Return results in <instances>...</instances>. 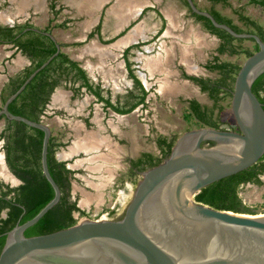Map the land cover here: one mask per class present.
Listing matches in <instances>:
<instances>
[{
	"label": "water",
	"instance_id": "obj_1",
	"mask_svg": "<svg viewBox=\"0 0 264 264\" xmlns=\"http://www.w3.org/2000/svg\"><path fill=\"white\" fill-rule=\"evenodd\" d=\"M185 1L214 26L236 37H250L257 44L242 58L233 77L229 109L237 130L209 125L184 129L162 160L139 171L119 216L83 215L67 226L26 235L24 228L60 194L46 163L49 125L7 108L35 72L60 50L50 30L27 26L49 36L55 49L5 97L0 114L42 130L41 171L53 194L33 215L6 231L0 264H264V212L216 208L193 198L201 186L247 167L264 150V109L250 88L264 70V40L255 32L236 31L216 20L193 0ZM209 138L215 142H206Z\"/></svg>",
	"mask_w": 264,
	"mask_h": 264
},
{
	"label": "trees",
	"instance_id": "obj_2",
	"mask_svg": "<svg viewBox=\"0 0 264 264\" xmlns=\"http://www.w3.org/2000/svg\"><path fill=\"white\" fill-rule=\"evenodd\" d=\"M187 5L185 0H182ZM209 3L202 7L209 11L216 20L225 22L236 31H251L258 34L264 40V28L255 18L244 13L240 8L233 9L236 18L243 24L244 28L233 21V17L223 14L215 7L217 2L228 4V0H208ZM261 6L264 10V0H248ZM187 9L200 21L202 27L217 37V44L212 54L206 60L204 66L212 71L214 75L202 76L183 72V76L190 78L204 91L210 99L211 104L200 103L196 98L184 99L187 113L196 122L213 124L214 120L206 118L207 112L219 111L224 104L221 102L230 97L234 74L239 63L220 59L218 54L227 52L229 54L242 52L245 55L257 48L256 42L252 40L251 48L233 43V40H240L243 37H236L223 28L214 26L210 20L199 13ZM26 26L34 25L26 20L3 23L0 21V43L10 42L15 49L24 54L28 63L19 67L7 75L0 87V104L5 97L11 93L26 77V75L38 64H40L55 49L53 40L33 28ZM49 30L47 27L44 28ZM61 44V43H60ZM139 42L132 43L123 48L122 57L127 75L132 85L128 89L126 99L123 103L111 102L107 95L102 93L103 87L98 82H93L78 60L70 57L66 51L59 50L49 61L40 68L26 82L24 87L12 98L7 108L21 115L34 120H43L50 93L54 87L63 83L78 95L85 91L94 95V100L101 102L103 108L110 107L117 112L130 111L137 104L145 103L147 89L144 88L132 66L133 61L129 58L131 48L139 46ZM251 90L256 95L264 109V70L260 72L251 82ZM107 90V89H106ZM3 124L0 128L1 151L5 166L18 179L15 184H9L0 180V247L4 241L6 231L16 222L33 215L53 194L49 182L41 171L40 146L42 130L38 127L28 125L23 121L8 118L0 114ZM87 125L88 115L83 117ZM178 133L170 135L158 134L154 141L157 152L142 150L137 156L129 158V170L137 173L140 170L151 166L162 160L169 152L170 147ZM65 141L59 140L50 130L47 140L46 163L47 168L57 183L60 194L57 201L49 207L37 220L24 228V234H34L51 231L67 226L77 220L81 215L89 216L88 210L77 204L75 195L71 191V179L75 178V169L68 166V159H61L56 156L57 149L64 145ZM263 154L261 157H263ZM256 162V161H255ZM252 163L253 165L255 164ZM249 165L234 173L219 177L199 188L193 195L197 201L207 203L216 208L231 209L233 211L255 213L256 208L246 204L240 194L239 187L246 181L259 183L258 177ZM260 170H264L263 167ZM137 177H131L133 186ZM107 216L113 217L114 208H108ZM97 216V215H96ZM95 216V217H96Z\"/></svg>",
	"mask_w": 264,
	"mask_h": 264
},
{
	"label": "rangeland",
	"instance_id": "obj_3",
	"mask_svg": "<svg viewBox=\"0 0 264 264\" xmlns=\"http://www.w3.org/2000/svg\"><path fill=\"white\" fill-rule=\"evenodd\" d=\"M195 1L199 6L208 4L206 0ZM54 2L56 10L49 9L48 0H0V21L12 23L13 21L26 20L39 27L49 26L51 32L53 30L59 37L65 38L64 31L72 29V27H67L70 23L65 26L54 23L55 21H66L68 12L62 7L60 0H54ZM215 7L221 13L233 17V21L244 28L233 11L235 8H240L244 13L255 18L264 28V10L256 3L248 0H228V4L217 2ZM48 17H51L50 21L47 19ZM193 20L190 18V30L184 36L187 43L190 42V56L188 57L190 72L214 75L212 71L201 66V63L213 53L217 38L201 28L196 20ZM184 27L186 28L185 24ZM185 31L182 32L186 33ZM70 34L74 36L76 32L72 31ZM154 36L149 38L153 39V42L144 45L142 53L138 50L129 55L133 61L134 71L142 79L143 85L147 89L143 105L139 104L129 112L120 114L109 107L103 108L91 94L82 92L75 98H68L64 93L59 96V101L58 99L55 102L49 100L42 116L43 121L49 125L56 138L66 143L60 147L59 151H66V146L76 138H86L84 136L98 138L97 136H101L99 138L101 141L97 146L91 145L90 149L85 152L79 151L77 154L69 155V163H67L80 167V170L75 172V178L71 179V190L76 197L77 204L88 210L90 217L106 216V209L115 206L118 202L122 207L129 199L133 189V184L129 179L134 176L138 178L139 173H131L127 168L126 158L128 156L134 157L141 150L155 153L157 148L154 138L158 134L180 133L188 127L197 126L194 118L187 113L184 97L190 95L196 97L203 104H211L210 99L199 90L195 83H189L180 76H174L171 71L164 69V66L162 67L160 64L154 66L152 62H146V58H152L151 55L156 48L160 51L156 43H159L158 38L161 37L155 39ZM76 41L81 42L76 43ZM76 41H70L68 43L70 45H64L62 48L72 51L73 54L84 52L81 59L88 65L89 71L91 70L95 77L99 76L95 70L101 71L99 73L102 76L101 82L109 88L111 98L117 92H122L129 82L123 74L124 69L114 64L117 56L105 55L101 57L97 53L88 55L89 52L87 53L83 48L100 47L88 40ZM164 42L166 46H170L168 38ZM233 43L251 48L252 40L243 37L238 41L233 40ZM18 52L9 42L0 43V85L9 73L18 69L19 63H23L25 58L20 57ZM218 56L220 59L240 63L244 54L242 52L233 54L222 52ZM81 59L78 61L82 62ZM86 60H90V62ZM106 60L113 64L111 72L106 70H109L110 66L97 68L101 67L98 64ZM159 67L162 68L154 70ZM167 67L171 68L169 65ZM221 102L224 104L221 110L230 111L229 98ZM83 115H88L89 125L84 124L81 118ZM2 124L3 119L0 118V128ZM98 165L100 168H97ZM104 177L106 178L104 179ZM0 180L9 184L18 182V179L4 164L1 147ZM239 194L246 204L256 208L255 213L264 212V182L261 184L244 183L239 187Z\"/></svg>",
	"mask_w": 264,
	"mask_h": 264
},
{
	"label": "crops",
	"instance_id": "obj_4",
	"mask_svg": "<svg viewBox=\"0 0 264 264\" xmlns=\"http://www.w3.org/2000/svg\"><path fill=\"white\" fill-rule=\"evenodd\" d=\"M49 1V9L54 8V10H56L54 7V0ZM160 1L161 0H61V5H63L62 7H64L66 12L71 13L72 15L67 13V18L65 19L66 21H55L54 24L65 26V24L68 25V23H70L67 27H72V29L64 31L65 38L59 37L53 30L52 34L59 42L60 49L66 51L70 57L76 60L79 59L80 61L84 52H79L80 54H73L72 51L63 49L62 47L64 45H70L68 44L70 41L75 42L76 40H88L94 43V45L100 47L90 48L89 46L86 49L83 48L84 51L86 50L87 53L89 52L88 55L97 53L101 57L105 55H111L112 57L117 56L114 64H116L117 67H122L124 69L123 74L128 79L129 83H127L128 85L122 92H117L113 98L110 97L111 94L109 92V88L101 82L102 76L99 74L101 71L98 69L95 70L97 75H99L98 77H95L93 72H91V70L89 71L88 65L85 64L83 59H81L83 60L82 62H78L86 69L87 74L92 81L98 82L100 86L103 87L102 93L107 95L111 102L123 103L126 99L128 89H130L132 85L131 79L127 75L126 67L124 66V59L122 57L123 48L129 44L139 42V46L131 48L130 52L134 54V52L139 50V52L142 53L144 45L149 42H153V39L149 38L155 35L154 37L157 39L160 36L161 38H158V44L160 45H158L155 41L156 46L159 47L160 51L156 48L154 53L151 55L152 58H146V62H152L154 66L160 64V66H164V69L166 68V70L171 71L174 76L177 74V70L180 69V66H183L184 70L190 73V61H188V57L190 56V42L187 43V39H184V36H186L190 30V18L188 19L187 17V13L185 12L186 8H184L182 3L178 0H168L166 4H161ZM47 19L50 21L51 17H48ZM184 24L186 28L184 27ZM34 26L39 27L36 25ZM46 27L51 31L49 26L39 28L44 29ZM184 30H186V33L182 32ZM72 31L76 32V35L72 36L70 34ZM167 38L170 41L169 47L166 46L164 42ZM80 42L81 41H76V43ZM170 54H172V56H170ZM18 55L25 58L23 63H19V68L28 63V59L20 51L18 52ZM102 60L104 61V59ZM86 61L90 62V60ZM103 61L101 64H98L101 67L97 68L110 66V69L106 70L111 72L113 64L107 60L105 62ZM167 65L171 66V68L169 69ZM162 67L155 68L154 70H160ZM137 76L143 84L142 79L138 74ZM178 76L179 75H177V77ZM183 80L188 81L186 78ZM82 92L85 91L82 90ZM82 92L78 95H73L70 88L63 83H59L50 93V100L55 102L58 99L59 101V96L61 94L64 95V93L67 94L68 98H75L81 95ZM92 96L94 98V95ZM83 117L84 116L81 117L82 120ZM84 137L86 138L80 137L71 140L70 144L66 146V151H59L60 146L56 151V156L61 159H68L69 163V155L77 154L79 151L85 152L90 149L91 145L97 146L99 141H101L99 139L101 136H97L98 138L93 137L94 139L90 136ZM64 145H66V143ZM68 166L75 169V172L80 170L79 165ZM97 168H100V165H98ZM105 178L106 177H104V179Z\"/></svg>",
	"mask_w": 264,
	"mask_h": 264
},
{
	"label": "flooded vegetation",
	"instance_id": "obj_5",
	"mask_svg": "<svg viewBox=\"0 0 264 264\" xmlns=\"http://www.w3.org/2000/svg\"><path fill=\"white\" fill-rule=\"evenodd\" d=\"M61 1V0H60ZM168 0H161L160 1V3L161 4H166V2H167ZM179 2H181L182 3V5H183V7L184 8H186V10H185V12L187 13V16L189 17V18H191V19H194V20H196L197 22H198V24H199V26L201 27V28H203L202 27V25H201V23H200V21L199 20H197L191 13H190V11L187 9V6L188 5H185L184 3H183V1L182 0H178ZM194 1V3L199 7V8H202V7H204V6H199L197 3H196V1L195 0H193ZM207 1V3H209V1L208 0H206ZM48 2H50L49 0H48ZM188 8H190L189 6H188ZM203 9V8H202ZM192 11V10H191ZM193 20V21H194ZM4 23V22H3ZM27 27V26H26ZM204 29V28H203ZM204 30H206V29H204ZM207 31V30H206ZM208 32V31H207ZM209 33V32H208ZM211 34V33H210ZM215 36V35H214ZM216 37V36H215ZM217 38V37H216ZM218 40V39H217ZM10 43V42H9ZM176 50V49H175ZM214 53H216V51H215V49H214V51H213V53L212 54H214ZM211 54V55H212ZM211 55H209V57H207L206 59H204L203 61H202V63H201V66H203L205 69H207L205 66H204V63L206 62V60L208 59V58H210L211 57ZM180 69H178L177 70V74H175V76H177V75H179L181 78H186L187 80H188V82L190 83H195L194 81H192L190 78H188V77H185V76H183V72H185V73H188L186 70H184V68H183V66L181 67H179ZM208 70V69H207ZM208 71H210V70H208ZM136 73V72H135ZM189 74H194V73H189ZM194 75H201V74H194ZM202 76H206V75H202ZM208 76H211V75H208ZM196 84V83H195ZM197 85V84H196ZM198 86V85H197ZM198 88H199V86H198ZM199 90H200V88H199ZM201 92H203L205 95H206V93L204 92V91H202V90H200ZM207 96V95H206ZM191 97H193V96H190V95H188V96H186V97H184L183 98V100L184 99H188V98H191ZM194 98H196V97H194ZM49 100H50V98H49ZM145 100V99H144ZM198 100V99H197ZM185 101V100H184ZM199 101V100H198ZM49 102V101H48ZM200 102V101H199ZM201 103V102H200ZM140 104V103H139ZM139 104H137V105H139ZM203 104V103H202ZM136 105V106H137ZM140 105H142V104H140ZM136 106H134V107H136ZM109 107V106H108ZM133 107V108H134ZM110 108V107H109ZM132 108V109H133ZM111 110H113V111H115L114 109H112V108H110ZM131 109V110H132ZM59 112V111H58ZM115 112H117V111H115ZM129 112V111H128ZM117 113H120V112H117ZM123 113H127V112H123ZM121 114V113H120ZM83 116H87V115H83ZM205 117L206 118H209V119H212V120H214V122H213V124H205V123H201L200 121H198V122H196L197 123V126H199V125H209V126H213V127H217V128H223V129H233V130H237V127H236V124H235V122H234V120H233V117H232V114H231V112L230 111H222V110H219V111H212V112H207L206 114H205ZM88 121H89V117H88ZM196 121V120H195ZM90 122V121H89ZM90 124V123H89ZM89 124H87V125H89ZM188 128H190V127H188ZM187 129V128H186ZM206 142H208V143H214L215 142V139H213V138H209V139H206ZM154 143H155V141H154ZM156 146V145H155ZM157 148V147H156ZM142 151V150H141ZM158 151V149H156V152ZM263 152H264V150H263ZM263 152L256 158V160H254L252 163H254L255 161V164L253 165L252 163V165H253V167H252V170H257L256 172H254V174H255V176L256 177H258V179H259V183H255V182H250V181H246L245 183H252V184H261V183H263L264 182V170H260L262 167H263V169H264V155H263V157H261V155L263 154ZM139 154V153H138ZM137 156V155H136ZM131 157H133V156H128L127 158H126V160H127V168H129V165H130V163H129V158H131ZM251 164H249V165H251ZM248 165V166H249ZM139 173V172H138ZM129 181H130V179H129ZM134 187V186H133ZM72 191V190H71ZM113 208L115 209L114 211V214H113V217H117V216H119L121 213H122V210H123V208H124V206H122V207H120V205H119V202L117 203V204H115V206H113ZM106 216H107V212H106Z\"/></svg>",
	"mask_w": 264,
	"mask_h": 264
},
{
	"label": "built area",
	"instance_id": "obj_6",
	"mask_svg": "<svg viewBox=\"0 0 264 264\" xmlns=\"http://www.w3.org/2000/svg\"><path fill=\"white\" fill-rule=\"evenodd\" d=\"M105 212H107V210Z\"/></svg>",
	"mask_w": 264,
	"mask_h": 264
},
{
	"label": "bare ground",
	"instance_id": "obj_7",
	"mask_svg": "<svg viewBox=\"0 0 264 264\" xmlns=\"http://www.w3.org/2000/svg\"><path fill=\"white\" fill-rule=\"evenodd\" d=\"M261 214V213H260Z\"/></svg>",
	"mask_w": 264,
	"mask_h": 264
}]
</instances>
